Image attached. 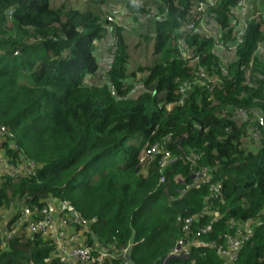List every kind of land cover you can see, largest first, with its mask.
<instances>
[{
  "label": "trees",
  "instance_id": "trees-1",
  "mask_svg": "<svg viewBox=\"0 0 264 264\" xmlns=\"http://www.w3.org/2000/svg\"><path fill=\"white\" fill-rule=\"evenodd\" d=\"M159 2L168 19L133 48L153 47L155 63L131 73V33L115 27V34L106 17L50 0H0V127L7 130L0 160L9 171L37 166L32 176H0V264H64L50 239L21 225L20 204L39 213L49 199L91 223L85 245L94 256L112 253L105 264H225L219 252L242 231L254 235L234 264H264L262 24H249L228 66L237 80L200 87L197 69L219 77L225 66L216 42L237 40L239 20L230 14L237 0H217L201 17L215 16L217 35L182 32L197 21L194 4L202 0ZM252 2L264 8V0ZM112 34L118 51L107 72ZM179 38L198 55L196 68L179 59ZM139 84L145 89L133 93ZM215 184L222 197L209 200ZM188 219L203 245L189 259H169Z\"/></svg>",
  "mask_w": 264,
  "mask_h": 264
},
{
  "label": "built area",
  "instance_id": "built-area-1",
  "mask_svg": "<svg viewBox=\"0 0 264 264\" xmlns=\"http://www.w3.org/2000/svg\"><path fill=\"white\" fill-rule=\"evenodd\" d=\"M158 6L149 8L147 10V14L145 17L148 21L155 23V21L159 20H167L169 9L167 5L160 3L159 0H156ZM136 4L139 7L143 6L141 0H136ZM193 13H197L199 15L196 23H198V27L195 22H191L185 25L182 32L186 35L191 34L194 31H199L204 34L210 35H217L218 27L214 21L215 16L211 17V19H202L206 14V11L209 8L215 7L217 5V0H202V2L194 4ZM12 11L9 12V15H12ZM230 14L233 18L239 20V25L237 27L238 36L235 43L230 45H224V43L216 42L217 44V51L215 52L216 55L220 57V59L224 63V67L221 69V74L219 77L217 76H209L206 69L200 67L197 69L198 71V84L200 87H208L212 85V88L221 83L222 79H231L235 81L234 74L229 72L228 66L236 61V52L238 47L242 45L245 41L247 36V28L250 23L255 21H260L262 24V29L264 30V10L259 7L255 6L252 0H237L236 4L230 9ZM119 11H112L110 15L106 17V20L110 24L116 23V17L119 16ZM137 18L141 19L140 14L135 15ZM237 21L234 24H237ZM119 27V26H114ZM123 29L131 32L132 27L130 25L123 26ZM113 32L116 34L115 28H113ZM114 34V36H115ZM113 36V47L110 49L108 54V60L106 63L107 72L111 70L112 64L115 62L117 47L115 37ZM153 36V35H151ZM178 45L180 48L178 49V56L181 61L187 63L188 66L191 68H196L199 64V57L196 54L195 50H187L186 46L184 45L183 38H179ZM264 55V42L262 43L259 54ZM240 72L245 74L247 73V67L245 65L239 68ZM104 75H106L104 73ZM237 80V79H236ZM145 87L143 84H139L133 91V93H138L139 91L144 90ZM189 87L186 85L181 90V94H185L188 91ZM260 126H264L263 118H259ZM7 133V130L3 127H0V139L3 138ZM258 136V132L255 134ZM196 158V157H195ZM167 163V159L164 160L162 168L164 164ZM7 168V165H5ZM37 170V166L33 162H28L20 165L19 167L14 168L9 172V175L12 177H24V176H32ZM202 175L195 176V184L198 185L201 183ZM161 183H164V179L161 180ZM212 195L209 200H217L222 197L220 185H212L211 187ZM72 209L68 206H62L56 200L49 199L46 201V206L42 209L41 212L37 213L35 211L30 210L29 208L23 206L20 210L21 212V225L26 226V229L29 233H40L46 238L50 239L54 245L56 246L58 257L64 264H105L107 260L114 259V256L110 252L102 251L98 254V256H94L93 250L85 245L80 243L71 244V242L67 239V234L64 231V225H66V221L64 219H58L56 216L66 217L68 222L74 226L80 228V232L76 235L79 239L83 236L82 230L86 234L88 229L91 226V223H88L71 213ZM71 213V215H68ZM41 216L40 219H34V216ZM63 221V222H62ZM193 223L192 219H188L184 221L183 231H184V238L177 244V246L173 249L170 254V258H184L189 259L191 255V248L195 246H202L203 244L196 239L191 237V225ZM248 227L250 225H247ZM251 227V226H250ZM20 231L18 236H22L23 228L21 230L17 229V233ZM212 231V226L206 227L202 230V234H208ZM240 238L237 239H230L227 243L229 245L228 249L222 252H219V255L225 259V264H234L239 261V255L241 250L244 246L251 242L253 237V232L242 231L239 232ZM7 238L11 239L13 237L12 234L6 233ZM207 247L206 245H204ZM211 248L217 249L214 246H210Z\"/></svg>",
  "mask_w": 264,
  "mask_h": 264
},
{
  "label": "crops",
  "instance_id": "crops-1",
  "mask_svg": "<svg viewBox=\"0 0 264 264\" xmlns=\"http://www.w3.org/2000/svg\"><path fill=\"white\" fill-rule=\"evenodd\" d=\"M53 1L56 4H58L56 8L61 7V6H70V7H75V8L77 7L79 9L93 11L95 15L100 16L102 18L107 17L114 10L119 11L120 15L116 17L117 18L116 23L111 24L110 27L113 30V28H115L114 26L123 27V26L130 25L132 27V31L129 33H132L136 30L137 32L133 39L134 46L131 47L132 49L138 46L140 39H142L143 37H149L155 33L154 23L148 21L145 15L147 14V10L149 8L158 6V3H156V0H141L143 3L142 7H139L136 4V0H101L100 2H97V4L89 3L90 0H53ZM136 14H140L141 19L137 18L135 16ZM113 36L114 34H112V36L110 35L111 43H113ZM139 47L140 48L138 50V53H139L138 56L142 55L146 57L149 55L150 58L146 59L145 61L147 62L148 66L153 65L156 59V58H154L153 60L151 59L153 55L152 54L153 47L151 46L149 47L145 46V48H143V46H139ZM150 48H151V52L149 54ZM107 60H108V57H107ZM106 63L107 61L104 62L102 65L105 67ZM138 70H139L138 66H133L130 72L134 73ZM23 206L22 204H20L19 208L21 209ZM56 216L58 217V219H64L67 222L66 225H64V231L66 232L67 239L71 242V244H76L80 242H82L83 245L86 244L85 243L86 234L84 233L83 230H82L83 236L81 237V239H79L78 236L76 237V235L78 234V232H80V228L69 223L68 222L69 220H67L66 217L59 216L58 214Z\"/></svg>",
  "mask_w": 264,
  "mask_h": 264
},
{
  "label": "rangeland",
  "instance_id": "rangeland-1",
  "mask_svg": "<svg viewBox=\"0 0 264 264\" xmlns=\"http://www.w3.org/2000/svg\"><path fill=\"white\" fill-rule=\"evenodd\" d=\"M93 3H95V4H97V2H95L94 0H91ZM50 5L51 6H53L54 8H56V6L58 5V4H56L53 0H50ZM263 10H264V8H262ZM136 30L133 32V33H131V34H129V35H127L128 36V38L130 39V40H133L134 39V36L136 35ZM127 38V39H128ZM129 45H130V43H129ZM143 48H145V46H143ZM130 56H131V59H130V67H129V70H131L132 69V67L134 66V60H137V62H136V66H138L139 67V69L140 68H144V67H146V66H148V64H147V62L145 61L146 59H149L150 58V56L148 55V56H146V57H144V56H142V55H139L138 56V51H134L131 47H130ZM150 52H151V48H150V50H149V54H150ZM64 53H66V51H64V52H62V57H65L64 56ZM138 56V57H137ZM62 57H60V58H62ZM60 58H58V59H56V61H57V63L55 64V66L56 67H58L59 66V63L58 62H60ZM151 59L153 60L154 59V57H153V55H152V57H151ZM108 65V64H107ZM107 65H105V68H106V66ZM100 75V74H99ZM101 78L103 79V80H107V75H102L101 74ZM21 83H23L25 86H34V82L31 80V78H22L21 79ZM4 138L5 137H3L2 138V142H3V140H4ZM139 139H141L140 137H139ZM140 141H142V140H140ZM6 164H4L3 163V161H1L0 160V176H6V174H8L10 171L8 170V168H6V166H5ZM9 171V172H8ZM1 178V177H0Z\"/></svg>",
  "mask_w": 264,
  "mask_h": 264
},
{
  "label": "clouds",
  "instance_id": "clouds-1",
  "mask_svg": "<svg viewBox=\"0 0 264 264\" xmlns=\"http://www.w3.org/2000/svg\"><path fill=\"white\" fill-rule=\"evenodd\" d=\"M11 11H13V10H11Z\"/></svg>",
  "mask_w": 264,
  "mask_h": 264
}]
</instances>
